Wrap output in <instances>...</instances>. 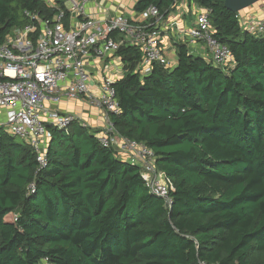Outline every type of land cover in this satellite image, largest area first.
Listing matches in <instances>:
<instances>
[{"label": "trees", "instance_id": "obj_1", "mask_svg": "<svg viewBox=\"0 0 264 264\" xmlns=\"http://www.w3.org/2000/svg\"><path fill=\"white\" fill-rule=\"evenodd\" d=\"M190 2L210 11L234 67L178 43L175 67L142 76L143 52L124 46L120 113L110 114L122 137L154 151L172 207L87 125L49 127L44 168L1 130L0 264H264V34L249 33L225 0ZM175 5L137 0L135 11L168 16ZM56 13L43 0H0V44Z\"/></svg>", "mask_w": 264, "mask_h": 264}, {"label": "built area", "instance_id": "obj_2", "mask_svg": "<svg viewBox=\"0 0 264 264\" xmlns=\"http://www.w3.org/2000/svg\"><path fill=\"white\" fill-rule=\"evenodd\" d=\"M94 1L64 0L60 4L59 0H43L48 8L57 10L54 19L34 17L37 24L15 29L0 44V115L7 122L0 123V133L4 130L31 146L44 168L49 127L68 130L75 122L87 125L82 117L51 106L65 98L86 100L91 108L105 113V129L98 135L102 146L114 148L125 161L138 165L150 193L171 208L173 183L157 168L154 151L122 137L111 122L110 114L120 113L115 89L118 80L102 76L99 81L88 67L90 59L108 60L129 46L143 52V62L136 70L140 75L151 74L155 64L172 68L162 47V30L156 29L164 16L150 7L141 14L142 19L151 21L149 24L133 23L123 15L98 19L88 14V6ZM246 30L263 35L264 17L255 19ZM186 36L191 43L206 45L215 66L223 70L234 67L232 52L215 37L209 10L198 15Z\"/></svg>", "mask_w": 264, "mask_h": 264}, {"label": "crops", "instance_id": "obj_3", "mask_svg": "<svg viewBox=\"0 0 264 264\" xmlns=\"http://www.w3.org/2000/svg\"><path fill=\"white\" fill-rule=\"evenodd\" d=\"M136 3L137 0H95L88 6V14L98 19H113L116 16L123 15L133 23H151V21L142 19L141 13L135 11ZM204 9L190 2V0H178L171 13L168 16H164L163 21L156 27V29L162 30V47L166 57H170L169 60L172 67H175L177 64V60L174 62L171 59V54L177 59L176 46L178 43H187L193 55L210 60V54L206 45L199 42L191 43L186 36L187 32L195 26L198 15ZM259 17H264V1L240 13L241 22L245 29L255 19H259ZM119 59L122 58L118 54L103 61L90 59L88 67L99 81L102 76L114 77L116 80H121L127 70L123 60L121 63ZM51 107L62 113H72L82 117L86 121L87 126L93 131L99 132L100 135L105 129V113L91 108L86 100H70L65 98L61 104L52 105ZM118 157L124 160L122 156Z\"/></svg>", "mask_w": 264, "mask_h": 264}, {"label": "water", "instance_id": "obj_4", "mask_svg": "<svg viewBox=\"0 0 264 264\" xmlns=\"http://www.w3.org/2000/svg\"><path fill=\"white\" fill-rule=\"evenodd\" d=\"M262 1L264 0H225V6L234 13H241Z\"/></svg>", "mask_w": 264, "mask_h": 264}, {"label": "rangeland", "instance_id": "obj_5", "mask_svg": "<svg viewBox=\"0 0 264 264\" xmlns=\"http://www.w3.org/2000/svg\"><path fill=\"white\" fill-rule=\"evenodd\" d=\"M251 10H253V9H251ZM250 10V11H251ZM259 18H261V17H259ZM170 58V57H169ZM171 59L175 62L177 59H176V57L175 56H173L172 54H171ZM5 118H3L1 115H0V123H2V124H6L7 122H6V120H4ZM18 141H20L21 142V140L20 139H17ZM43 264H49V263H47V262H43Z\"/></svg>", "mask_w": 264, "mask_h": 264}]
</instances>
